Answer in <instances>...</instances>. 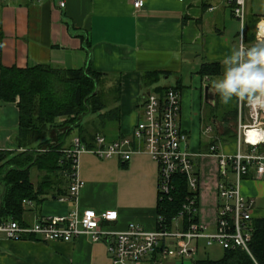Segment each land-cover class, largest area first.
I'll list each match as a JSON object with an SVG mask.
<instances>
[{"label": "crops", "instance_id": "crops-1", "mask_svg": "<svg viewBox=\"0 0 264 264\" xmlns=\"http://www.w3.org/2000/svg\"><path fill=\"white\" fill-rule=\"evenodd\" d=\"M59 1L0 0V65L76 70L89 66L101 73L109 84L108 91L117 95L111 107L117 108L118 116L102 134L107 140V134L115 135L110 141L131 135L141 118L145 94L156 87L178 89L179 126L188 135L187 148L197 155L195 165L202 175L199 208L201 190L212 189L214 213L217 165L214 172H204L203 160L210 157L198 155L208 151L212 137L219 146L225 143V127L233 126L234 111L206 112L219 102L212 80L222 75L223 58L264 19V0H247L245 27L227 0H144L140 9H134L131 0H63V8ZM215 63L218 74L200 72L202 65ZM208 114L213 115L214 130L207 137L202 130L208 124ZM18 124L16 102L0 100V150L17 149ZM157 174V164L145 152L133 154L127 162L82 153L78 176L84 185L78 193V207L98 213L115 210L117 219L103 225L108 231H123L130 223L152 231L158 206ZM242 189L255 199L253 218H264V207L256 205L257 200L264 201V179H247ZM73 206L71 201L59 202L48 196L25 206L23 222L31 225L43 216L64 215ZM0 264L111 262L106 243L92 242L85 235L70 242H45L11 240L0 232Z\"/></svg>", "mask_w": 264, "mask_h": 264}, {"label": "built area", "instance_id": "built-area-1", "mask_svg": "<svg viewBox=\"0 0 264 264\" xmlns=\"http://www.w3.org/2000/svg\"><path fill=\"white\" fill-rule=\"evenodd\" d=\"M227 1L243 27L247 0ZM58 4L60 8L65 6L63 0ZM131 4L134 9H140L144 0H131ZM258 29L257 25L256 35L260 42L264 37L260 36ZM180 98V91L173 87L162 94L156 91L145 94L141 118L130 136L110 141L97 135L93 148L87 147L80 137L75 136L71 145L62 151L70 160L71 173L66 194L57 198L59 202L71 201L73 208L64 215L43 216L31 225L11 220L0 224V232L11 240L33 238L45 242H70L85 235L92 242L106 243L111 264H167L169 260H173L172 264H188L195 261L201 245L207 247L214 244L223 251L240 249L251 256L255 199L241 194L240 183L244 177L264 179V151L259 150L264 142V108L246 103L245 122L239 112L235 151H220L217 138L212 137L208 151L198 155L215 158L217 165L216 205L211 221H205L199 215L197 155L188 150V135L179 126ZM211 131L208 125L202 133L208 136ZM251 131L259 134L255 142L248 139ZM87 152L101 159L119 157L125 162L133 154L147 153L158 167V205L172 199L175 176L185 178L188 193L181 209L171 216L160 209L152 231L144 230L135 223H130L123 231L104 229L103 225L117 219L115 210L98 213L78 207V193L84 185L78 176L79 157ZM24 204L30 205L31 201H24Z\"/></svg>", "mask_w": 264, "mask_h": 264}, {"label": "trees", "instance_id": "trees-1", "mask_svg": "<svg viewBox=\"0 0 264 264\" xmlns=\"http://www.w3.org/2000/svg\"><path fill=\"white\" fill-rule=\"evenodd\" d=\"M256 32L257 28L249 32L243 43L248 42L249 47L255 45ZM86 46L89 48V44ZM200 72L216 75L218 64H204ZM102 76L89 66L76 70L49 65L26 68L0 65V100L16 102L19 111L17 149L0 150V224L11 220L24 223V201L39 203L48 196L58 198L66 194L71 173L70 160L62 152L66 149L63 148L66 139L76 130L81 141L93 148L97 136V132L92 133L77 123V116L104 110L98 113L103 129L118 116L117 108L103 98ZM167 88L156 87L154 91L162 94ZM237 112L234 111V119ZM229 132L230 127L226 126L225 135ZM52 133L58 142L50 150L40 151L38 148L50 143ZM33 168L42 174L36 182L31 178ZM173 183L172 199L159 204L157 213L161 209L171 216L181 209L188 193L185 178L177 175ZM253 226L251 256L240 249L224 250L219 259H195L188 264H264V218L253 219Z\"/></svg>", "mask_w": 264, "mask_h": 264}, {"label": "rangeland", "instance_id": "rangeland-1", "mask_svg": "<svg viewBox=\"0 0 264 264\" xmlns=\"http://www.w3.org/2000/svg\"><path fill=\"white\" fill-rule=\"evenodd\" d=\"M259 31V29H258ZM257 34V32H256ZM262 39V38H261ZM261 42H264V39H262L260 42L258 41V37L256 35V42L255 44L257 43H261ZM213 81V80H212ZM108 82L104 79L103 80V84H102V95H103V98L107 99V101L109 102V105H111V103L115 100V93L108 91ZM98 87H96V90H97ZM204 99H205V89H204ZM218 102V100H217ZM112 106V105H111ZM211 110L214 111V113L216 114H220V113H224L223 110H226L227 112L228 111H235V110H238L237 112V120L239 118V112L240 114H242V121L245 122L246 119H247V108L245 105H242L241 102H238L236 100H233L230 104L228 105H224L222 104L220 101L218 102L217 104V107L216 108H212L209 106L207 107L206 109V112H211ZM104 110H101L100 112L98 113H102ZM98 113H95V114H92V113H89L87 115H83V114H80L79 116H77V123H81L82 124V127H85L87 128L90 132L92 133H95L97 132V135H99V133L101 134H104L103 133V128L101 127V122L99 120L100 119V116L98 115ZM206 121H207V125L205 126H210L212 128V131L210 132L209 135H212V132H213V128H214V124L212 123V118L213 115L211 116L210 114L206 115ZM236 119H233V126L231 127L230 129V132L229 134L225 135L224 136V139L228 142L225 141V143L223 142V140L221 142H223L221 145H220V150L221 151H224L226 152V150L230 151V152H233L237 149V133H236ZM204 126V127H205ZM203 127V128H204ZM57 131V130H54V132ZM78 131L74 130L68 137V139H66V142L64 144V147L63 148H68L70 145H71V141L72 139L75 137V136H78L77 135ZM208 135V136H209ZM206 136V135H205ZM207 136V137H208ZM50 138L52 139L50 141V143L46 144L45 147H42V148H38L40 151H48L50 150L51 148V145L53 143H56L58 142V138L57 136L52 133ZM107 138L110 140L112 138H115V135H109L107 134ZM225 145H228L226 148H225ZM243 148H245V146L243 145ZM37 149V148H36ZM37 149V150H38ZM259 150L260 151H264V144H261L259 146ZM95 155V154H94ZM204 162V166H205V169H204V172L205 170L206 171H210V172H214V168H215V165H216V161L214 158H208V159H204L203 160ZM196 170H198V166L196 165ZM208 169V170H207ZM201 174V172H200ZM41 173H37L36 172V169H31V178L32 180H34L36 177L41 178ZM202 177V175H200ZM247 179H252L251 177H244L243 179H241V183H240V190H241V194L244 196V197H250V196H247L243 189H242V184L245 180ZM254 180V179H253ZM213 191L212 189L210 190H207L206 188H203L201 190V206L199 208V215H200V219L202 220H209L211 221L212 217H213V206H214V196H213ZM205 200V202H204ZM257 206H259L260 208L261 207H264V201H259L257 200V203H256ZM223 255V249L221 247H219L218 245L214 244L212 246H205V245H201V247L199 248L197 254L195 255V259H211V260H216V259H219L221 258ZM173 260H169L167 264H172Z\"/></svg>", "mask_w": 264, "mask_h": 264}, {"label": "clouds", "instance_id": "clouds-1", "mask_svg": "<svg viewBox=\"0 0 264 264\" xmlns=\"http://www.w3.org/2000/svg\"><path fill=\"white\" fill-rule=\"evenodd\" d=\"M221 63L222 75L212 81L221 103L236 100L264 108V42L250 47L241 42Z\"/></svg>", "mask_w": 264, "mask_h": 264}, {"label": "bare ground", "instance_id": "bare-ground-1", "mask_svg": "<svg viewBox=\"0 0 264 264\" xmlns=\"http://www.w3.org/2000/svg\"><path fill=\"white\" fill-rule=\"evenodd\" d=\"M258 28H259V34L261 37H264V21L260 22L258 24ZM259 138V134L256 133V131H251L248 133V139H250L251 141H257Z\"/></svg>", "mask_w": 264, "mask_h": 264}, {"label": "water", "instance_id": "water-1", "mask_svg": "<svg viewBox=\"0 0 264 264\" xmlns=\"http://www.w3.org/2000/svg\"><path fill=\"white\" fill-rule=\"evenodd\" d=\"M207 89H208V87H205V99H206V97H207ZM262 144H264V142H262ZM194 262V261H193Z\"/></svg>", "mask_w": 264, "mask_h": 264}]
</instances>
